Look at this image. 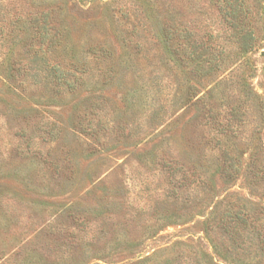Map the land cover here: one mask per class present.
Instances as JSON below:
<instances>
[{
    "label": "rangeland",
    "instance_id": "374dc122",
    "mask_svg": "<svg viewBox=\"0 0 264 264\" xmlns=\"http://www.w3.org/2000/svg\"><path fill=\"white\" fill-rule=\"evenodd\" d=\"M242 1L246 54L221 0H0V264H201L225 198L264 207L247 175L264 163V0ZM43 12L58 88L25 75L30 47L48 46ZM206 44L232 49L210 74L194 60ZM224 151L241 163L230 181Z\"/></svg>",
    "mask_w": 264,
    "mask_h": 264
},
{
    "label": "trees",
    "instance_id": "16d2710c",
    "mask_svg": "<svg viewBox=\"0 0 264 264\" xmlns=\"http://www.w3.org/2000/svg\"><path fill=\"white\" fill-rule=\"evenodd\" d=\"M221 2L223 5L219 7V10L231 30L233 37L231 43L234 49L242 54L252 52L255 34L247 21L249 12L244 2L242 0H221ZM48 18L49 14L44 12L32 16L34 24H38L35 32L39 35L40 43L48 46L46 49L41 47L36 51L30 47L26 66L28 70L25 75L58 88L68 85L70 81L67 79V74H63L64 70L60 65L52 61L49 55L48 49L57 47L59 40L56 31L54 33V30L50 28ZM42 19L44 23L41 26L39 22ZM202 48L201 54L195 57L194 53L190 55L191 58L194 57V60H197L198 70L202 74H210L214 70L221 69L230 61L229 53L231 52L229 50L232 49L228 46L213 47L206 44L202 45ZM241 116L244 114L239 101L232 105L223 116L224 118L220 120L219 126L222 131L233 132ZM222 159L224 162L222 178L226 181L233 180L240 174V159L228 151L223 152ZM258 161V158H254L247 171L253 185L264 182V163L260 165ZM207 186L208 184L205 182V190L208 189ZM220 205L208 217L207 228L209 234L214 233L219 236L221 247L219 244L213 245L210 251L195 253L197 262L199 261L201 264H230L227 262L228 258H233L238 262L236 264H264V207L255 206L233 195L225 198ZM174 250L175 247L170 248V251ZM221 250L226 254L222 255ZM182 261L183 259L178 262L181 264Z\"/></svg>",
    "mask_w": 264,
    "mask_h": 264
}]
</instances>
